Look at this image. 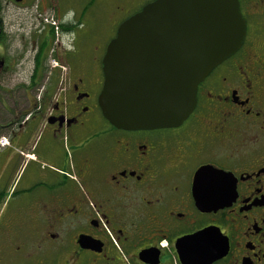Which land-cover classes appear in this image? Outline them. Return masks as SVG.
I'll list each match as a JSON object with an SVG mask.
<instances>
[{
    "label": "flooded vegetation",
    "instance_id": "flooded-vegetation-1",
    "mask_svg": "<svg viewBox=\"0 0 264 264\" xmlns=\"http://www.w3.org/2000/svg\"><path fill=\"white\" fill-rule=\"evenodd\" d=\"M41 1L33 14L62 18L67 44L51 48L48 28L31 87L9 88L0 0V264H264V0H235L241 45L198 84L187 119L138 131L98 104L111 40L100 57L79 30L97 0ZM153 1L125 6L131 17Z\"/></svg>",
    "mask_w": 264,
    "mask_h": 264
},
{
    "label": "water",
    "instance_id": "water-1",
    "mask_svg": "<svg viewBox=\"0 0 264 264\" xmlns=\"http://www.w3.org/2000/svg\"><path fill=\"white\" fill-rule=\"evenodd\" d=\"M243 35L235 0L146 5L118 27L107 46L98 99L102 116L129 131L180 125L195 106L198 84L240 47Z\"/></svg>",
    "mask_w": 264,
    "mask_h": 264
},
{
    "label": "rangeland",
    "instance_id": "rangeland-1",
    "mask_svg": "<svg viewBox=\"0 0 264 264\" xmlns=\"http://www.w3.org/2000/svg\"><path fill=\"white\" fill-rule=\"evenodd\" d=\"M89 0H60L62 10L81 9ZM52 5L58 9L57 0H53ZM1 19L3 23V51L4 61L14 62L12 72L8 73V81L3 84L9 88H30V76L35 69L34 55L36 53V43L38 38H45L47 31L53 30V38L50 39L51 48L56 49V45L60 42L62 46L67 44V40L61 39V32L57 28L62 18H54L50 16H39L33 14L32 10L43 7L41 0H29L26 5L21 6L15 0H1ZM91 13L88 16H82L79 27L80 32L85 35L87 40L96 38L101 49L99 56H102V50L108 41L114 38V34L118 27L128 18H130L129 6H125V0H97L92 6ZM73 18V13L69 16ZM78 19V18H77ZM85 24V25H84ZM77 25V24H75ZM49 28V29H48ZM35 41V45L33 44ZM50 48L47 51L49 54ZM51 54V53H50ZM49 66L54 65V61L48 57L46 63ZM37 81V82H36ZM35 81L34 89L44 87L46 78L41 77ZM21 94V93H20ZM1 96V95H0ZM5 100H9L7 96ZM38 139L39 134L35 135Z\"/></svg>",
    "mask_w": 264,
    "mask_h": 264
},
{
    "label": "trees",
    "instance_id": "trees-1",
    "mask_svg": "<svg viewBox=\"0 0 264 264\" xmlns=\"http://www.w3.org/2000/svg\"><path fill=\"white\" fill-rule=\"evenodd\" d=\"M4 40L3 38V34H2V41ZM36 64H35V71H37L40 68V63L38 62V59L36 60ZM35 78V77H34Z\"/></svg>",
    "mask_w": 264,
    "mask_h": 264
},
{
    "label": "built area",
    "instance_id": "built-area-1",
    "mask_svg": "<svg viewBox=\"0 0 264 264\" xmlns=\"http://www.w3.org/2000/svg\"><path fill=\"white\" fill-rule=\"evenodd\" d=\"M4 142H5V141H4V139L2 138V139L0 140L1 145H2Z\"/></svg>",
    "mask_w": 264,
    "mask_h": 264
}]
</instances>
